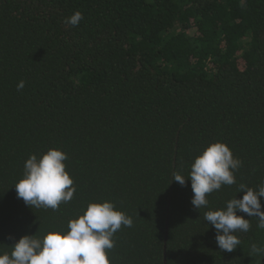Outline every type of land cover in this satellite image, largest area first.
<instances>
[{
  "label": "trees",
  "instance_id": "16d2710c",
  "mask_svg": "<svg viewBox=\"0 0 264 264\" xmlns=\"http://www.w3.org/2000/svg\"><path fill=\"white\" fill-rule=\"evenodd\" d=\"M76 11L79 25L65 24ZM214 142L242 164L198 210L191 164ZM49 149L67 154L75 187L56 210L15 190L25 161ZM261 182L264 0H0V254L110 201L133 221L110 264H257L256 217L237 212L250 229L227 252L204 213Z\"/></svg>",
  "mask_w": 264,
  "mask_h": 264
},
{
  "label": "clouds",
  "instance_id": "9594fccd",
  "mask_svg": "<svg viewBox=\"0 0 264 264\" xmlns=\"http://www.w3.org/2000/svg\"><path fill=\"white\" fill-rule=\"evenodd\" d=\"M83 18V13L76 11L64 22L75 27ZM23 87L24 81H20L17 90ZM65 160L67 154L59 149H49L39 157L30 155L24 164L23 177L15 183L17 198L37 209L56 210L61 203L69 202L75 187L66 171ZM241 164L225 143L207 146L191 164L193 207L198 210L206 207L208 194L218 191L222 185H233L234 173ZM172 180L185 184V177L179 173H174ZM238 192L244 193L242 198H232L225 208L204 213V220L215 229V242L222 251L233 252L241 244L235 233L250 229L249 220L237 215L238 211L256 217L257 227L264 229L260 200L264 197V182L258 189L241 184ZM132 225L131 217L117 210L112 202H91L82 215L69 220L67 231L48 230L41 235L22 236L11 246L10 254H0V264H110L106 250L114 247V234L122 226ZM250 255L257 258V264H264V245L252 244Z\"/></svg>",
  "mask_w": 264,
  "mask_h": 264
}]
</instances>
